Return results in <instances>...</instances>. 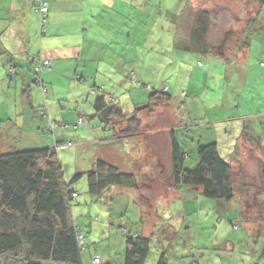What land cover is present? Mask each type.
<instances>
[{
  "label": "rangeland",
  "instance_id": "1",
  "mask_svg": "<svg viewBox=\"0 0 264 264\" xmlns=\"http://www.w3.org/2000/svg\"><path fill=\"white\" fill-rule=\"evenodd\" d=\"M140 1L145 13L138 20H134V14L125 15L129 19L124 21L130 23L125 38L128 30L131 35L130 53H125L124 67L117 54L105 62L117 76L125 69L120 82L124 84L123 89L120 88V97H123L125 110L134 103L147 104L153 92H167L172 97L168 109L171 118L162 122L161 135L166 137L168 124L174 125L175 136L186 154L188 169L194 168L197 146H200L194 147L192 139L197 143H217L222 158L233 162L235 190L241 191L245 200L241 201L237 195L232 202L211 200L205 198L200 189L189 192L183 188L173 193L164 187L173 182L171 151L166 142L157 150L163 165L157 166L158 169L151 168L148 174L154 180L135 173L136 160L133 157L138 154L137 149L130 147L127 141L111 144L119 155L112 160L113 165L123 173L135 174L141 189L111 187L94 196L89 192L86 176L75 182L73 179L78 173L90 171L95 158L102 156L97 153V144H66L59 151L58 158L69 188L78 194L71 202L72 212L84 234H88L87 251L90 249L94 257H102L106 262L103 264H121L126 237L120 226L131 225L133 232L142 235V226L147 227L154 212L156 226L150 238L154 249L149 261H155L154 256L159 258L160 253H165L170 264H242L235 255L244 249L249 251L248 257L252 259L256 248L257 257L248 262L264 264L261 162L256 153L252 156L246 152L241 156L235 148L241 139L244 123L245 129L260 138L264 148V28L258 30L250 25L245 29L253 16L258 17L257 13L264 21V7L252 0H193L194 4L189 0ZM131 11H137L133 4ZM195 12L202 13L194 15ZM198 19L201 20L199 24ZM245 33L246 38L254 43L239 57L243 52L240 46ZM91 60L92 66L101 64L100 61L93 62V58ZM30 80L35 83L34 79ZM3 99L0 96V101ZM95 99L96 96L89 94L81 104L88 116L93 115L90 108ZM118 99L111 100L118 105ZM38 106L35 108L42 107ZM163 117L166 120L167 116L163 114ZM91 122H95L93 127L99 126V121ZM72 124L70 130L53 121L56 131L89 127L87 124L77 128ZM37 126L38 122L33 127L25 126L22 136L13 138L11 150H32L34 142L27 138L28 134L34 129V133L39 131L46 136L42 127L35 129ZM91 137L95 139V136ZM64 140L58 137L55 142ZM79 140L67 138L76 144ZM154 181L156 184L149 190L147 185ZM150 192L152 198L148 196ZM240 204L244 205V211H241ZM251 218L259 222L255 229L246 231L245 222ZM108 256L111 263L106 260ZM0 264L7 263L0 260Z\"/></svg>",
  "mask_w": 264,
  "mask_h": 264
},
{
  "label": "crops",
  "instance_id": "2",
  "mask_svg": "<svg viewBox=\"0 0 264 264\" xmlns=\"http://www.w3.org/2000/svg\"><path fill=\"white\" fill-rule=\"evenodd\" d=\"M192 1L189 0V2ZM40 3H45L48 7L46 31L42 30V19L37 11ZM131 3L133 9L137 11H131ZM143 13H145V7L141 6L140 0L139 2L136 0L133 2L130 0H0V96L4 98L2 100L4 102L0 101V154L15 151L11 150L13 138L22 136L25 126L33 127L38 122L35 129L42 127L46 136L39 131L34 133L33 129L27 137L34 142L31 144L32 150L51 148L58 156L63 148L56 147V145L68 143L70 141H67V138L74 137L80 139L79 144L71 142V146L95 143L97 153L102 155L100 157L113 164L112 160L119 156L118 152L111 147V144L118 141L115 132L104 124L105 121H102V112L96 113L94 109L96 99L90 108L93 112L92 116L85 114L81 104L89 94L96 96L97 99L100 97L103 107L116 105L111 99L119 97V106H117L123 113L136 114L140 121L137 134L131 137L125 136L127 138L121 139L120 143L127 141L130 147L137 149L138 154L133 157L136 160L135 173L139 176L145 174L147 179L154 180L148 175L150 169H158L157 166L163 165L159 152H157L158 148L166 142L171 151V134L174 131V125L168 124L165 130L168 131L166 137L161 135L162 124L171 118V113L168 111L169 106L167 108L158 107L153 111L141 110L149 103L142 102L134 103L132 107L125 110L122 103L123 97H120L122 94L120 90L124 85L120 82L125 75V69L123 68L122 74L117 76L105 64L117 54L118 60L121 59L119 61L123 62L124 67L125 53L126 55L130 53L129 38L131 35L128 30V37L125 38V32L130 24L126 23L129 18L125 15L134 14V20H138ZM257 15V18L256 15L252 17L246 30L250 25L257 27L258 30L263 27L264 21L261 19V14ZM194 27L196 28L195 24ZM116 29L119 32L116 33ZM190 36L191 41H194V37ZM246 36L247 33L244 39ZM249 40L250 44L254 43L251 39ZM247 51L248 48L244 49L239 57ZM35 55H38L41 61L50 62L49 68L41 73L42 83L38 80L32 83L30 80L36 79L35 63L32 62ZM91 58L93 62L100 61L101 64L92 66ZM10 69L14 70L13 75H10ZM38 105L42 107L36 109ZM42 112L45 114L43 115ZM163 114L167 116L166 120ZM82 117L84 121L80 124L79 120ZM92 120L99 121V126L93 127L95 122H91ZM53 121L56 123L58 121L64 129H68L73 125L72 123L77 128L87 124L89 127H82L77 131H56ZM242 131L241 139L235 147L236 150L241 156L246 152H250L252 156L256 153L255 156L257 155L259 161L262 162L264 148L260 138L256 137L254 132L251 134L249 129H245V123ZM91 136H95V139ZM58 137L65 140L56 143ZM192 141L194 147L203 143L200 141L197 143L195 139ZM102 142L106 144L103 145ZM209 143L204 142L203 144ZM155 184V181L151 185L148 184L149 190ZM164 187L172 190L173 193H178L183 189L175 187L173 182ZM184 189L189 192L197 190L185 187ZM139 194L137 197L140 196ZM148 196L152 198L153 194L150 192ZM241 211H244V205ZM245 224L248 227L246 231H251L255 227L253 224L246 222ZM155 226L156 218L153 212V218L150 219L147 227L142 226V235L152 238L151 232ZM241 251L244 252L243 249ZM246 252L247 255L243 254L242 264H251L248 261H254L257 257L256 248L252 252V259L248 257L249 251L246 250Z\"/></svg>",
  "mask_w": 264,
  "mask_h": 264
},
{
  "label": "trees",
  "instance_id": "3",
  "mask_svg": "<svg viewBox=\"0 0 264 264\" xmlns=\"http://www.w3.org/2000/svg\"><path fill=\"white\" fill-rule=\"evenodd\" d=\"M252 1L264 7V0ZM200 13L202 12L197 14ZM197 23H201V20L198 19ZM46 24L42 23L43 31H46ZM263 28L264 25L261 29ZM249 46L250 40L247 37L242 41L240 49L244 50ZM32 62L35 63V82L38 80L42 83L41 73L44 69H48L49 65L44 66L46 60L41 61L38 55L33 56ZM13 74L14 70L10 69V75ZM149 97V103L141 110L153 111L158 107L169 106L172 102V97L165 91L153 92ZM102 107L101 99L98 97L94 109L96 113L102 112L101 119L115 132L117 142L127 138L125 136L131 137L137 134L140 121L136 114H125L117 105ZM42 114L44 115L45 112ZM66 144L72 143H60L56 147H63ZM171 155L175 187L200 189L202 195L211 200L232 202L236 195L241 201L244 200L242 192L235 190L232 163L222 158L217 143L197 146L196 164L194 168L188 169L185 165L186 154L173 131ZM261 172L264 183V159L261 162ZM83 175L87 177L89 192L94 196L102 194L111 187L141 189L140 180H137L135 174L121 172L102 157L96 158L90 171L76 174L74 182ZM77 197L78 194L69 188L62 165L53 149L42 148L0 154V260L7 264L106 263L102 257H99L101 262L96 263L91 250L87 251L88 234H84L82 226L73 218L71 202ZM240 207L243 208L241 204ZM258 222L251 218L247 219L246 223L255 225V229ZM120 229L126 237L121 264H147V262L170 264L165 253H160L159 258L154 256L155 261L148 260L153 255V243L150 238L133 232V226L123 224ZM236 250L238 251V247ZM244 252L240 250L235 255V258L242 263ZM102 253L106 255V252ZM245 254L247 255V252ZM106 260L112 262L109 256Z\"/></svg>",
  "mask_w": 264,
  "mask_h": 264
},
{
  "label": "built area",
  "instance_id": "4",
  "mask_svg": "<svg viewBox=\"0 0 264 264\" xmlns=\"http://www.w3.org/2000/svg\"><path fill=\"white\" fill-rule=\"evenodd\" d=\"M37 11H38V13L41 16L42 23L43 24H46V21H47L46 18H47V14H48V7L46 6V4L45 3H40V5L37 7ZM49 64H50V62L49 61H46L44 63V66H48ZM83 121H84V119L83 118H80L79 123L81 124V123H83ZM94 261L96 263H100L101 262V259L99 257H95L94 258Z\"/></svg>",
  "mask_w": 264,
  "mask_h": 264
}]
</instances>
